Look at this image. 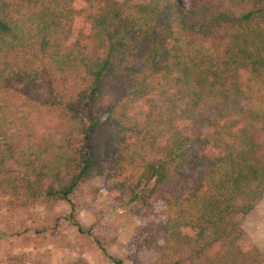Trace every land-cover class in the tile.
<instances>
[{"label":"trees","instance_id":"16d2710c","mask_svg":"<svg viewBox=\"0 0 264 264\" xmlns=\"http://www.w3.org/2000/svg\"><path fill=\"white\" fill-rule=\"evenodd\" d=\"M100 190L143 219L151 264H264L241 244L264 194V0H0V209L65 203L83 232Z\"/></svg>","mask_w":264,"mask_h":264},{"label":"rangeland","instance_id":"374dc122","mask_svg":"<svg viewBox=\"0 0 264 264\" xmlns=\"http://www.w3.org/2000/svg\"><path fill=\"white\" fill-rule=\"evenodd\" d=\"M180 2L186 4L187 0ZM29 114L38 132L52 130L57 124V119L43 109ZM126 199L127 196L122 203L114 202L103 190L93 199L80 195L73 218L83 232L64 217L68 211L65 203L2 206L0 264H66L76 258L84 259L86 264H115L113 260L120 264H151L155 253L135 249L131 244L143 219L130 213ZM242 228L241 244H254L264 252V194L244 216ZM95 238L104 246L103 250L94 242Z\"/></svg>","mask_w":264,"mask_h":264}]
</instances>
